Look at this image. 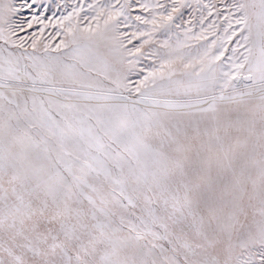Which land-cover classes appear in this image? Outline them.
Masks as SVG:
<instances>
[{
	"label": "snow or ice",
	"instance_id": "6c2138e0",
	"mask_svg": "<svg viewBox=\"0 0 264 264\" xmlns=\"http://www.w3.org/2000/svg\"><path fill=\"white\" fill-rule=\"evenodd\" d=\"M133 7L73 6L29 51L0 0V264H264V0L198 35L180 0Z\"/></svg>",
	"mask_w": 264,
	"mask_h": 264
},
{
	"label": "rangeland",
	"instance_id": "374dc122",
	"mask_svg": "<svg viewBox=\"0 0 264 264\" xmlns=\"http://www.w3.org/2000/svg\"><path fill=\"white\" fill-rule=\"evenodd\" d=\"M14 2L18 7H20L19 13L15 16L16 23L20 25V27L16 29L15 39L19 40L20 38H24L26 41L25 47L28 48L29 51H31L30 45L31 37L33 36V34H35L43 42L50 41L53 47H55V45L60 42L62 37L56 35V32L60 29L55 27V25H57L58 22L62 21L63 17L67 16L68 13L72 11L73 6L79 7L80 5H83L84 11L80 14L79 24L81 27H86L89 23L94 24V21L91 20V17L92 15H94V13L88 10V6L90 4H114L116 0H14ZM120 2L124 3L125 0H120ZM136 2L137 0H133L134 7L131 10L132 16H146L150 20L151 15L135 7ZM139 2L147 4L150 7L155 6L157 3H159L165 5L166 7H168L169 11H171L174 0H139ZM180 2L184 3L185 7L181 8L180 12L176 14L175 23L183 24L184 28H191L192 34L198 35L201 32V24L199 21L200 12L203 8V5L214 4L216 6V9H219L221 12L220 20H217V14L215 11H213V14L211 16H208L207 10H204V15L208 16V19L205 21L203 27L207 28L208 24L213 20H217L218 24L222 23L224 8L226 7V5L230 4L232 0H180ZM26 5H31V7L28 8ZM33 17H36L37 20L33 21L31 28H28L27 24L30 20H32ZM85 17H88V19H85ZM39 20L43 21V25H47L46 27H44L42 34L40 30L43 25L38 22ZM190 21L191 23H189ZM73 22L75 23V20ZM64 23L66 24L67 22L64 21ZM122 31H126L129 33L135 31V25H133V27L124 26L122 27ZM141 31H151V26L145 28L143 27V25H141ZM176 31L177 30L173 27V30L170 33L173 41L175 40ZM180 31L182 32L183 28ZM219 35L223 36V28L220 29ZM163 38L164 37L162 35H157L156 37H154V39ZM207 38L208 41L211 42L214 37L209 35ZM181 39H183V36H181ZM237 39L238 36L233 37L232 42L227 45V47L229 48V52L226 53V55L231 54L230 49L236 46L235 41ZM138 43L139 41L136 40L133 41L132 45L128 46L134 47L138 45ZM188 45L190 47L187 50L191 51L192 54L195 55L197 46L203 45V41L197 42L195 40H190L188 41ZM0 47L11 48L10 45H5L3 41H0ZM200 50L203 51V48L201 47ZM153 59H155V57H153ZM151 66H153L151 60H149L147 57H144L141 59V62L137 67V72L145 67ZM140 78L142 77L138 74H133L131 76L133 82L137 81Z\"/></svg>",
	"mask_w": 264,
	"mask_h": 264
}]
</instances>
